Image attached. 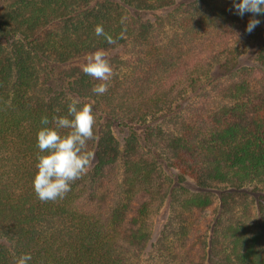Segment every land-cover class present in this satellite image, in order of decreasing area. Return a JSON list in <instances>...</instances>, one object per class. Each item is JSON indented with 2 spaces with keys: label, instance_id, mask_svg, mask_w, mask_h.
Wrapping results in <instances>:
<instances>
[{
  "label": "trees",
  "instance_id": "1",
  "mask_svg": "<svg viewBox=\"0 0 264 264\" xmlns=\"http://www.w3.org/2000/svg\"><path fill=\"white\" fill-rule=\"evenodd\" d=\"M251 18L233 0H0V264L13 253H30L29 264H264V38L257 65L209 82L257 36L264 16L248 33ZM97 24L116 44L95 35ZM97 49L113 71L103 95L81 69ZM53 77L65 83L54 88ZM192 93L199 99L163 126ZM70 99L93 106L94 156L63 199L42 202L36 131L43 116L54 126L67 115ZM137 125L158 152L139 147ZM160 157L178 185L166 184ZM164 205L169 217L143 258Z\"/></svg>",
  "mask_w": 264,
  "mask_h": 264
},
{
  "label": "clouds",
  "instance_id": "2",
  "mask_svg": "<svg viewBox=\"0 0 264 264\" xmlns=\"http://www.w3.org/2000/svg\"><path fill=\"white\" fill-rule=\"evenodd\" d=\"M233 5L236 14L241 17L246 13L252 14L246 25L248 33L261 24L256 17L264 16V0H233ZM94 33L97 37H104L108 44L117 42L101 24L94 27ZM81 69L85 75L99 81L92 88L95 94L103 95L108 91V81L113 71L103 49L86 53ZM95 120L93 106L76 99H70L67 115L52 116L51 125L54 126H50L47 116L41 118V126L36 131L39 151L36 153V171L32 178L33 190L40 201L63 199L71 191V184L87 171L94 153L87 150L86 145L95 138ZM60 129L67 131L62 133ZM31 260L30 253H13V264H29Z\"/></svg>",
  "mask_w": 264,
  "mask_h": 264
},
{
  "label": "rangeland",
  "instance_id": "3",
  "mask_svg": "<svg viewBox=\"0 0 264 264\" xmlns=\"http://www.w3.org/2000/svg\"><path fill=\"white\" fill-rule=\"evenodd\" d=\"M134 15H136L138 18L144 17V13H140V12L139 13L134 12ZM263 38H264V25H262L260 27V30L257 33V36L254 37L252 40H249L247 42L246 48L242 53H240L236 57L229 58L227 60V63L221 65L220 67H218L215 70V73L211 77L209 82L223 81L227 77V74H228V71L230 70V68L236 69V68H239L242 66H255V65H257V60H256L257 43L259 40H262ZM124 56L127 57V54H125ZM51 68H52L53 72L57 73L59 66H58V64L57 65L51 64ZM55 73H54V75H56ZM50 83L53 85L54 88H56V87H59L61 84H64L65 82L58 80V78L56 79V77H53V78H51ZM207 89L208 88H206L205 90H207ZM197 99H199V93H192V94H189L183 101H181L178 106H176V107L173 106L172 109H170L169 112H167L166 116L164 117L165 119H163V122H162L163 126L171 125V123H173L177 119V117L184 114L185 108L187 107V105L193 101H196ZM159 119H161V116L157 120H159ZM135 129L138 131V137H139V140H138L139 144L138 145H139V147L143 151H145L146 153H149V154H150L151 150H153L155 148H157L155 150H157V152H158V147L156 145H154V143L152 141H149L145 137V133H144L145 132V125H140V126L137 125L135 127ZM118 132L115 133V136L118 138V140L120 142H122L124 137H125V133L124 132L118 133ZM157 162H158V167L160 169V172L163 175L166 184H169L170 186L178 185V181L180 179V175H179L178 170L175 168H172L171 166L166 164L161 159V157L158 158ZM184 184L189 190L194 191V192L198 191V188L195 185V182L191 178L186 177ZM243 189L246 192L248 191L247 193L250 194L248 196H251L250 190L252 189V186H246ZM212 198H214V200L212 202V207H213L216 205L217 200L215 199V195H213ZM212 207L208 208V209L206 208L200 214L199 223H200L202 228L206 227V225L208 223V219L212 215V213H211ZM168 217H169V209H168L167 205L166 206L164 205L160 208L159 212L154 217L150 238L148 239L146 248L142 253L143 258L148 256V254L151 250V245L158 238L160 230L163 227L164 223L167 221Z\"/></svg>",
  "mask_w": 264,
  "mask_h": 264
}]
</instances>
